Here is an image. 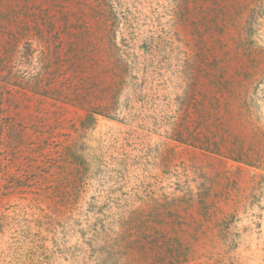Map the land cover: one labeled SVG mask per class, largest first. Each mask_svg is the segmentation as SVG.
Here are the masks:
<instances>
[{
	"label": "rangeland",
	"instance_id": "1",
	"mask_svg": "<svg viewBox=\"0 0 264 264\" xmlns=\"http://www.w3.org/2000/svg\"><path fill=\"white\" fill-rule=\"evenodd\" d=\"M0 264H264V0H0Z\"/></svg>",
	"mask_w": 264,
	"mask_h": 264
}]
</instances>
